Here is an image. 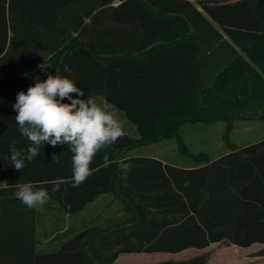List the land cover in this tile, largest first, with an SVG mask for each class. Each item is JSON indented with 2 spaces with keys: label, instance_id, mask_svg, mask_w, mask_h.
I'll list each match as a JSON object with an SVG mask.
<instances>
[{
  "label": "trees",
  "instance_id": "obj_1",
  "mask_svg": "<svg viewBox=\"0 0 264 264\" xmlns=\"http://www.w3.org/2000/svg\"><path fill=\"white\" fill-rule=\"evenodd\" d=\"M44 60L46 72L37 67ZM47 75L67 76L137 126L138 136L124 130L100 149L78 188L67 144H42L21 171L11 165L10 145L23 157L31 146L15 121L16 94ZM262 98L264 0H0V264H115L120 253L264 243V138L210 159L191 153L180 135L186 122L218 119L228 133L231 114ZM170 137L196 164L124 155ZM54 153L59 164L51 162ZM24 183L47 188L43 209L55 201L63 216L105 193L124 203L125 214L108 227L45 231L53 247L41 249L39 207L15 197ZM149 264L208 262L201 254Z\"/></svg>",
  "mask_w": 264,
  "mask_h": 264
},
{
  "label": "clouds",
  "instance_id": "obj_2",
  "mask_svg": "<svg viewBox=\"0 0 264 264\" xmlns=\"http://www.w3.org/2000/svg\"><path fill=\"white\" fill-rule=\"evenodd\" d=\"M48 64L45 60L37 67L46 72ZM70 73V67H65ZM75 94V96H73ZM84 91L67 76L47 75L44 80H37L29 86L27 92L16 94L12 105L17 113L15 121L19 133L29 142L26 157L10 145L11 165L17 171L24 167V159L31 161L39 154L43 144L56 147L69 145L72 153L71 185L78 188L92 174L91 164L100 149L114 144L124 133L123 122L118 118V110L108 106H100L92 97L82 99ZM67 100L68 102H64ZM52 163L59 164L57 154L52 155ZM107 155L103 158V166H109ZM130 166L121 163L127 170ZM61 181L53 182L51 192L60 190ZM15 197L28 208L43 207L50 198L49 190L37 188L33 183L18 186Z\"/></svg>",
  "mask_w": 264,
  "mask_h": 264
},
{
  "label": "rangeland",
  "instance_id": "obj_3",
  "mask_svg": "<svg viewBox=\"0 0 264 264\" xmlns=\"http://www.w3.org/2000/svg\"><path fill=\"white\" fill-rule=\"evenodd\" d=\"M197 1L193 0L192 2L197 4ZM235 46L240 50L237 44ZM212 81V77L206 76L204 85H208ZM87 97H92L102 107L108 106L117 109L118 118L123 122L124 130L133 137L138 136L137 126L128 119L124 112L94 93L85 94L81 98L87 99ZM231 121V129L228 133H226L227 123L224 119L186 122L180 129V135L191 153L206 152L210 156V159L227 153L232 150L231 148H240L258 142L264 138V98L251 101L243 108L232 113ZM225 134L227 135L225 136ZM129 150L131 154L135 155L165 157L168 162L180 166L196 164L191 157L186 156L180 149L176 137L163 138L159 141L139 145ZM1 184L2 182H0ZM51 203L44 209L43 207L38 208V238L40 239L38 246L41 249H51L53 247V243L50 242L51 240L47 241L48 239L44 238L45 231L50 232L59 226H62V231H64L65 229H69L68 225L72 223L71 216H65L66 220L61 217V208L58 203L55 201ZM96 204L98 205V212L101 210V213L103 212L102 206L108 205V208L105 207L104 209L109 214L113 212L111 213V217L116 215V209L119 210L124 206V203L112 194L105 198L103 205L102 197L97 200ZM105 214L102 213L99 219L93 220L94 217H97L96 214L94 212L89 213V217L88 212H85L80 220L77 219L75 221L74 225H80L86 221L89 225L96 224L98 228H101L103 226L101 220L107 217H103ZM263 249L264 243H254L250 246L242 247L228 242H216L199 251H195V248H188L187 252L170 253L171 256L160 255V253H122L120 260L115 261V264H149L166 259H186L188 256L201 254L206 256L208 264H264V254H260Z\"/></svg>",
  "mask_w": 264,
  "mask_h": 264
},
{
  "label": "crops",
  "instance_id": "obj_4",
  "mask_svg": "<svg viewBox=\"0 0 264 264\" xmlns=\"http://www.w3.org/2000/svg\"><path fill=\"white\" fill-rule=\"evenodd\" d=\"M193 1V0H192ZM229 1H237V0H229ZM163 139V138H162ZM161 140V139H160ZM159 141V140H158ZM125 155V157H131V156H148V157H154V158H159V159H161L164 163H170V162H168L166 159H165V157H158V156H150V155H140V154H138V155H135V154H131V152H130V150L126 153V154H124ZM172 164V163H171ZM108 195H111V194H101V195H99L93 202H91V203H89V205L84 209V210H82L80 213H78V214H76V215H73V217L71 216V220H72V223H70V225H68V228H71L72 230H81V229H85V228H92V227H97L96 226V224H93V225H89L88 224V222H83V224H80V225H74V223H75V221L78 219V220H80L82 217H83V213H85V212H88V215H89V213L91 214L92 212H94L95 214H96V216L97 217H94L93 215V220H96V218L97 219H99L100 218V216H102L101 214L102 213H106L105 215H103V217H106L105 219H102L101 220V222H103V226L101 227V228H103V227H106L107 225H109V224H111V223H113V221L116 219V217L118 216V217H120V216H122L123 214H124V211H123V207L121 208V209H116L117 210V213H116V215L115 216H113V217H111V213H113V212H111L110 214L108 213V211L106 210V209H104L105 207H107L108 208V205H105V206H102V213H101V210L98 212V205L96 204V202H97V200H99V198H101L102 197V205L105 203V198H107V196ZM62 217H64V219H65V216H70L68 213H66V214H64V216L63 215H61ZM89 217H90V215H89ZM117 217V218H118ZM66 220V219H65ZM67 223V222H66ZM86 224H87V226H86ZM105 224V225H104ZM60 227H62V226H60ZM214 243H216V242H214ZM212 244V243H211ZM210 244V245H211ZM260 244H262V243H260ZM233 245H235V244H233ZM236 246H238V245H236ZM188 249V248H187ZM187 249H184V250H182V251H179V252H182V253H184ZM196 250L195 251H199V250H202V249H205V248H195ZM187 252V251H186ZM142 253H145V252H142ZM152 253H160V255H165V256H171L170 255V253L171 252H152ZM176 253H178V252H176ZM121 254L122 253H120L119 254V256H118V258L116 259V261H119L120 260V256H121ZM169 254V255H168ZM190 257H192V256H188L187 258H190ZM186 258V259H187ZM167 260V259H166Z\"/></svg>",
  "mask_w": 264,
  "mask_h": 264
},
{
  "label": "water",
  "instance_id": "obj_5",
  "mask_svg": "<svg viewBox=\"0 0 264 264\" xmlns=\"http://www.w3.org/2000/svg\"><path fill=\"white\" fill-rule=\"evenodd\" d=\"M164 41L163 40H159V41H155V42H153L152 44H150V45H148L145 49H149V48H151V47H153V46H155V45H157V44H160V43H163ZM123 153V152H122ZM118 183H119V177H118ZM117 188H118V193H121L120 192V186H119V184L117 185ZM123 197L128 201L129 199H128V197L127 196H125V195H123ZM131 205L133 206V204L131 203ZM134 207V206H133ZM134 209H135V211H136V213H137V215H138V218H137V222L140 220V214H139V212H138V210L134 207Z\"/></svg>",
  "mask_w": 264,
  "mask_h": 264
}]
</instances>
